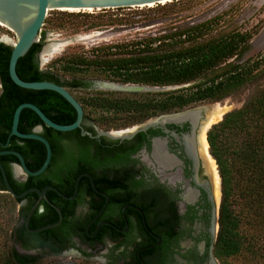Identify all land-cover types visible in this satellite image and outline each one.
<instances>
[{
  "label": "flooded vegetation",
  "instance_id": "obj_1",
  "mask_svg": "<svg viewBox=\"0 0 264 264\" xmlns=\"http://www.w3.org/2000/svg\"><path fill=\"white\" fill-rule=\"evenodd\" d=\"M76 78L88 83L73 89L84 90L85 96L70 91L81 105L89 96L127 93L89 89L95 79L109 78ZM198 103L111 126L95 121L89 115L93 110L82 106L80 127L50 134L55 148L48 170L41 182L26 188L45 189V195L30 191L18 201L14 249L30 258L77 264H223L215 253V175L200 140L206 113L169 120L178 112L195 110L202 105ZM38 125L41 135L47 131L46 124ZM100 131L129 137L110 138ZM12 136L9 133L0 151L14 150L5 148ZM9 154L0 156L6 161ZM6 163L15 181L37 176H15L13 163L18 159ZM2 188L0 180L4 192Z\"/></svg>",
  "mask_w": 264,
  "mask_h": 264
},
{
  "label": "trees",
  "instance_id": "obj_2",
  "mask_svg": "<svg viewBox=\"0 0 264 264\" xmlns=\"http://www.w3.org/2000/svg\"><path fill=\"white\" fill-rule=\"evenodd\" d=\"M212 21L177 28L155 38L97 47L91 56H62L45 68L39 65L37 54L43 44L38 41L18 58L16 72L23 80H48L70 91L79 84H88L76 76H89L94 72L121 82L147 85L192 83L184 92L171 91L161 98L89 96L82 102L83 108L93 110L89 115L102 125L133 123L156 112L221 100L264 73L258 62H225L248 45L251 34L234 30L203 38ZM11 50L10 45L0 42V149H4L2 143L9 136L13 113L20 103L37 105L60 124L71 123L76 117L75 109L57 92L23 88L11 80L8 73ZM218 68L220 72H217ZM38 124L43 122L36 112L24 107L18 130L31 132ZM46 129L42 135L53 152L51 136L59 131L48 126ZM206 139L221 178L215 253L222 260L242 256L250 264H264V88L250 96L241 107L224 113L222 119L209 128ZM5 148L20 152L30 170H36L46 154L45 146L39 140L17 136H12ZM2 157L0 160L9 182L17 193L30 184L41 182L40 177L48 170L32 180L18 182L12 179L6 163L7 160L17 162V157L5 155L6 161ZM0 180L4 189L1 175ZM0 193H4L1 200L5 203L19 201L8 192ZM11 238L12 231L8 234L0 226V264H40L41 260L17 252L11 245Z\"/></svg>",
  "mask_w": 264,
  "mask_h": 264
},
{
  "label": "rangeland",
  "instance_id": "obj_3",
  "mask_svg": "<svg viewBox=\"0 0 264 264\" xmlns=\"http://www.w3.org/2000/svg\"><path fill=\"white\" fill-rule=\"evenodd\" d=\"M210 19H213L211 27L203 38L217 37L234 30L251 34L248 45L225 62L241 64L254 61L258 62L259 68H264V0H171L151 6L75 11L50 9L41 26V36L42 32H45V35L40 37V41L45 45L57 39L69 40L65 43H57L54 51L50 52L51 54H42V57L45 56L40 62V67L45 68L56 58L62 56L81 54L91 56L92 50L97 47L155 38L177 28L192 26ZM2 36L15 40L14 32L0 24V37ZM218 69L217 72H220L221 70ZM89 76L105 78L95 72ZM85 77L88 76L85 75ZM191 85L192 83H185L173 89L150 91L147 94L137 92L136 94L115 95L137 99L161 98L171 91L184 92ZM260 88H264V73L221 100L197 103L214 102L213 107H222L226 113L241 107ZM72 93L85 96L84 90H72ZM213 107L205 105V108H210V110ZM205 113L207 115L208 112L205 110ZM208 130H206V135ZM215 164L218 172L216 161ZM3 195L4 193H0V226L9 234L19 217V203L13 200L5 203L1 200ZM7 242L10 243L9 240ZM222 262L223 264H250L242 256L223 258ZM39 263L77 264L72 260L59 258L41 260Z\"/></svg>",
  "mask_w": 264,
  "mask_h": 264
},
{
  "label": "water",
  "instance_id": "obj_4",
  "mask_svg": "<svg viewBox=\"0 0 264 264\" xmlns=\"http://www.w3.org/2000/svg\"><path fill=\"white\" fill-rule=\"evenodd\" d=\"M163 1L171 0H0V23L6 26L9 30L14 32L15 40L9 38L4 39L0 37V42L8 44L12 47L9 62H8V73L11 80L18 86L28 89H48L57 92L60 94L66 101L76 111V117L74 121L68 124H60L52 119H50L37 105L30 102L20 103L14 110L13 119L11 123L10 134L15 135L20 138L36 139L42 142L45 146L46 154L42 164L36 170H30L26 162L18 151L15 150H5L0 151V154L11 153L14 154L18 163H13V171L15 176H18L21 173L28 175H39L41 174L48 166L52 149L48 140L40 134L41 126H35L31 132H21L18 130V122L20 117V112L24 107L32 109L44 124L47 126L58 130V131H70L75 128L80 127V123L83 118V108L79 101L74 97L70 90L60 84H57L48 80H34L26 81L21 79L16 72V63L18 58L24 56L30 47L39 41L41 26L43 25L44 19L46 17L47 11L50 9H105V8H117V7H134V6H145L149 4H158L164 3ZM69 39H57L49 41L41 47V50L38 54L39 61H43L44 57L42 54L50 53L54 51L52 49V44H61L67 42ZM71 40V39H70ZM178 87V85H147L139 84L132 82H120L116 80L109 79H95L89 89L92 90H104V91H117V92H127V93H137V92H150V91H163L167 89H173ZM208 105L209 107L214 106L213 103L207 102V104H202L196 107L195 110L181 111L175 114L174 117H170L169 120H182L188 117H193L195 114L201 113L204 110L203 106ZM205 111V110H204ZM206 120V117L204 121ZM152 120L146 122V127L152 124ZM214 124V123H213ZM212 125V124H211ZM208 127V129L211 127ZM207 129V130H208ZM91 135L89 132L85 131ZM99 134H104L110 138H126L127 135H117L114 132L109 131H100ZM0 174L5 186L4 192L10 193L16 199L22 201L24 196L30 192L35 191L38 195H45V189L40 190L38 188H29L22 192L17 193L11 186L7 174L3 165L0 163ZM219 176V197L217 198L218 206L220 205L221 200V178ZM217 190V189H216ZM34 208H31L26 218V225L30 218ZM216 218V217H215ZM216 222V221H215ZM48 227V226H45Z\"/></svg>",
  "mask_w": 264,
  "mask_h": 264
},
{
  "label": "bare ground",
  "instance_id": "obj_5",
  "mask_svg": "<svg viewBox=\"0 0 264 264\" xmlns=\"http://www.w3.org/2000/svg\"><path fill=\"white\" fill-rule=\"evenodd\" d=\"M165 2V1H163ZM152 4H149L147 6H151ZM66 10H69V11H75V10H78V9H66ZM84 10H91V9H84ZM1 24V23H0ZM3 25V24H1ZM4 26V25H3ZM2 38L4 39H8V37L6 36H2ZM57 46V44H52V49L54 50V48ZM52 52V51H51ZM45 54V53H44ZM47 54H51V53H46ZM45 56V55H44ZM43 56V57H44ZM204 110H206L207 115H206V120L203 122V127L201 129V135H200V140H201V144H202V147H203V150L205 152V154L207 155V157L209 158L210 160V163L212 165V168H213V172H214V175H215V183H216V188H217V195H218V185H219V176H218V172L216 171V164H215V161L213 159V157L210 155L209 153V146H208V142H207V139H206V130L208 129V127L213 124V123H216L217 121H219L222 117V115L224 114L225 110L224 108L222 107H213V109L210 110L205 108V106H203Z\"/></svg>",
  "mask_w": 264,
  "mask_h": 264
}]
</instances>
